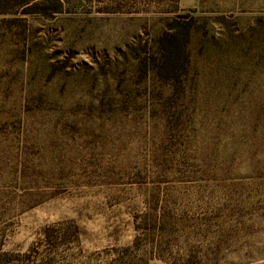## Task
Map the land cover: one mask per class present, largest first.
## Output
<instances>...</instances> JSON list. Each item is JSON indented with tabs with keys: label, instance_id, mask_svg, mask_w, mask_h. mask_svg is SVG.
<instances>
[{
	"label": "rangeland",
	"instance_id": "1",
	"mask_svg": "<svg viewBox=\"0 0 264 264\" xmlns=\"http://www.w3.org/2000/svg\"><path fill=\"white\" fill-rule=\"evenodd\" d=\"M137 1L0 15V264H264V0Z\"/></svg>",
	"mask_w": 264,
	"mask_h": 264
},
{
	"label": "trees",
	"instance_id": "2",
	"mask_svg": "<svg viewBox=\"0 0 264 264\" xmlns=\"http://www.w3.org/2000/svg\"><path fill=\"white\" fill-rule=\"evenodd\" d=\"M65 1V0H64ZM63 0H0V15H13L22 11L24 15L27 14H38L43 17L49 18L59 13L61 7L63 6ZM98 4H102L103 10L109 11L111 3L116 4L117 0H96ZM179 1L180 0H138L136 3H141L144 7L145 5H152V9L155 12L159 13H170V12H177L179 8ZM171 5L173 8L169 10L166 7ZM166 6V7H165ZM116 12L123 11V8H115ZM144 11H148L144 8ZM174 24L170 26L171 29H174L175 26L176 32L170 34L169 36H163V38L159 39V43L167 42L168 49L164 47L162 44L165 54V68L168 71H172L177 73V69L184 68V65L188 63L189 57L186 55V47L188 46V42L190 41V35L192 31V24L193 22H185L180 23L178 20L173 19ZM175 30V29H174ZM179 64V66H178ZM184 70V69H183ZM178 74L176 78H178ZM139 237L133 242L132 249L139 248ZM130 249V248H128ZM124 250V251H128Z\"/></svg>",
	"mask_w": 264,
	"mask_h": 264
}]
</instances>
